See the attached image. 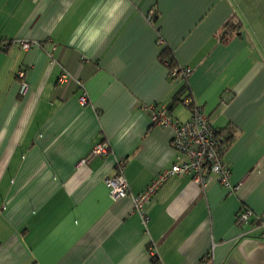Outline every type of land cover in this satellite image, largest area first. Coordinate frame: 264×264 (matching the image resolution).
Returning <instances> with one entry per match:
<instances>
[{
  "label": "crops",
  "instance_id": "0c3cea01",
  "mask_svg": "<svg viewBox=\"0 0 264 264\" xmlns=\"http://www.w3.org/2000/svg\"><path fill=\"white\" fill-rule=\"evenodd\" d=\"M0 41V264H154L153 249L161 264H264V0H0ZM165 50L187 78L171 77ZM63 72L75 80L59 84ZM185 86L232 132L224 156L241 187L173 175L145 224L106 180L122 163L138 196L188 160L152 122L159 108L190 119ZM101 144L109 155L81 165ZM245 207L254 217L238 227Z\"/></svg>",
  "mask_w": 264,
  "mask_h": 264
},
{
  "label": "built area",
  "instance_id": "2783aa9c",
  "mask_svg": "<svg viewBox=\"0 0 264 264\" xmlns=\"http://www.w3.org/2000/svg\"><path fill=\"white\" fill-rule=\"evenodd\" d=\"M8 44H4V48ZM32 47L42 48L39 43L21 41V48L29 50ZM192 70L188 68H178L173 71V74L182 73V76L187 78ZM28 68H22L17 73V78L20 81V95L24 96L28 93L30 86L26 80ZM75 80L68 72H63L58 79V83L63 85L69 81ZM82 86L81 83H79ZM81 105L88 104L87 93H83L80 98ZM184 104L191 108L192 115L187 122H179L173 120L164 108H159L154 112L152 122L161 127H170L174 131L173 146L179 154L186 155L188 160L186 162L177 163L171 169L162 171L147 187V189L138 196L131 195L128 182L123 173V164L120 163L117 167V173L106 180V185L111 192L113 198H127L130 197L134 203L135 211L138 212L146 224L148 218L146 216V206L159 191V189L167 183L173 175L192 174L193 182L205 187L210 175L217 177L219 183L228 189L230 192H237L241 185L233 186L231 184V168L225 160L224 153L217 136L215 129L208 121L203 107L196 104L195 101L189 99ZM110 149L108 145L101 144L95 146L92 151L80 162L85 165L94 157H105L109 155ZM254 217L251 209L243 208L236 218L238 227L249 223ZM153 257L157 258V251L153 249ZM198 264H212L211 259L206 257L201 259Z\"/></svg>",
  "mask_w": 264,
  "mask_h": 264
},
{
  "label": "trees",
  "instance_id": "16d2710c",
  "mask_svg": "<svg viewBox=\"0 0 264 264\" xmlns=\"http://www.w3.org/2000/svg\"><path fill=\"white\" fill-rule=\"evenodd\" d=\"M4 44H9V42H3V41H0V49H4ZM162 58H163V62H166L169 66V71H170V75L171 77H173L174 79L177 78L178 76H182V73H177V74H173V71L178 69L179 66L177 64V62L174 60L173 56L169 53L168 50H165L163 52V55H162ZM191 99L190 96L187 95V90H186V86L183 88L181 94L179 96H177L176 100L177 101H180L182 103H184L185 101ZM216 134L217 136L220 138V142H221V146L223 148V150L225 151L226 148H228V145L233 141L234 139V136L232 135V132L230 131H219V130H216ZM153 262L154 264H157L158 261L154 258L153 259Z\"/></svg>",
  "mask_w": 264,
  "mask_h": 264
}]
</instances>
